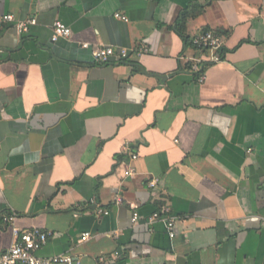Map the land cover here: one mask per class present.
Wrapping results in <instances>:
<instances>
[{"label":"crops","instance_id":"1","mask_svg":"<svg viewBox=\"0 0 264 264\" xmlns=\"http://www.w3.org/2000/svg\"><path fill=\"white\" fill-rule=\"evenodd\" d=\"M9 14L37 24L0 29V254L13 225L74 264H264V0H0ZM56 21L72 34L54 43ZM209 30L222 58L199 83ZM105 46L149 52L100 64Z\"/></svg>","mask_w":264,"mask_h":264},{"label":"built area","instance_id":"2","mask_svg":"<svg viewBox=\"0 0 264 264\" xmlns=\"http://www.w3.org/2000/svg\"><path fill=\"white\" fill-rule=\"evenodd\" d=\"M39 1V0H36ZM116 18L126 23L129 22V18L125 15L117 13ZM14 24L16 30L20 34L29 32L32 26L37 24L35 18H29L24 21H17L12 14L0 17V29H3L5 25ZM72 30L66 24L61 21H56L52 28V42H57L60 39H67L71 36ZM192 46L195 48L207 52L210 55V63L216 64L221 61L222 49L224 47V36L217 31L203 32L192 40ZM149 49L147 46H136L131 48L113 46L98 47L93 51V57L96 62L100 64H109L112 61L115 63H132L140 59L143 55L147 54ZM193 67L191 71L200 72L203 71L202 64L206 63L202 59H194ZM205 80L204 72L199 76L198 82L203 83ZM125 153H129L131 160H136L138 156L131 153L130 145H126L124 148ZM126 177H133L135 170L131 167L125 172ZM155 182H150L149 186L154 187ZM108 214V212H106ZM15 220V215H8L4 218L6 223H12ZM140 221V214L137 210L133 211L132 223L138 224ZM150 223L162 222L166 225L169 236L171 239L176 237L175 232V220L168 215V211H156L150 218ZM264 226V222H263ZM10 230L14 235V242L11 247L5 252L0 254V264H74V258L71 255H57L49 258H42L37 256V251L40 250L46 243L50 236L49 233L41 230L22 231L21 229L10 226ZM91 237L89 233L82 235V240L86 241ZM97 264H107L105 257H100Z\"/></svg>","mask_w":264,"mask_h":264},{"label":"trees","instance_id":"3","mask_svg":"<svg viewBox=\"0 0 264 264\" xmlns=\"http://www.w3.org/2000/svg\"><path fill=\"white\" fill-rule=\"evenodd\" d=\"M193 16H195V14L193 15ZM191 17V14H189V13H186V14H184V16H183V19H182V22L177 26V31H178V33L180 34V36H182V38L185 40V42L187 43V42H189V39L187 38H185V34H186V30H187V28H186V24H187V20L189 19ZM192 44V43H191ZM222 52H223V50H222ZM128 64H130V65H132V66H135L136 65V61H134V62H132V63H128ZM210 64L209 63H204L203 65H202V70L203 71H200V72H197V73H195L196 74V76H197V78L204 72V70L209 66ZM189 67H191V65L189 64L188 65V69H189Z\"/></svg>","mask_w":264,"mask_h":264}]
</instances>
